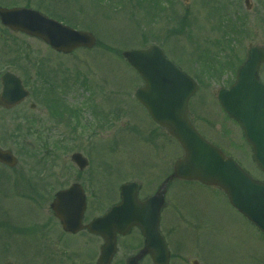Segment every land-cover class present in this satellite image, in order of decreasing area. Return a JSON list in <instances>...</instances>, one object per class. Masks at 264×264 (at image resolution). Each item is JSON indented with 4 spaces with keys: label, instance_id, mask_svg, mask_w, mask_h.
<instances>
[{
    "label": "rangeland",
    "instance_id": "374dc122",
    "mask_svg": "<svg viewBox=\"0 0 264 264\" xmlns=\"http://www.w3.org/2000/svg\"><path fill=\"white\" fill-rule=\"evenodd\" d=\"M166 2L164 10L163 0H0L87 30L97 42L92 50L61 56L36 40L0 29V76L12 72L30 92L19 107L8 113L0 110V147L12 150L19 162L13 172L0 166V264L78 263L77 252L90 243L86 232L66 237L48 213L54 188L68 187L77 175L70 161L73 153L88 161L79 174L87 196L85 221L109 208L125 182H136L140 197L153 193L182 156L178 144L135 101L142 81L122 60L125 50L158 45L194 78L198 88L190 99L189 114L196 130L257 176L250 147L220 107L217 94L228 86L233 68L244 60L249 46L264 45V0H249V9L244 0ZM225 59L230 60L225 69L207 68L208 63L218 62L222 68ZM47 80L53 83L54 95L65 92L62 101L68 107L81 109V119L63 125L48 115L43 97L34 98L48 91ZM260 80L264 83L263 75ZM80 82L90 91L79 87ZM57 88L60 92H55ZM92 92L94 114H88L83 109L88 110L85 104ZM31 103L34 110L29 109ZM32 117L39 118L34 129L27 122ZM40 172L45 174L43 180L37 178ZM168 188L161 229L171 231V264L198 254H206V264H264V237L220 190L180 181ZM175 210L176 222L167 224L173 221L167 216ZM32 234H46L49 240L39 244L53 254H36ZM144 264L152 263L147 258Z\"/></svg>",
    "mask_w": 264,
    "mask_h": 264
},
{
    "label": "water",
    "instance_id": "95a60500",
    "mask_svg": "<svg viewBox=\"0 0 264 264\" xmlns=\"http://www.w3.org/2000/svg\"><path fill=\"white\" fill-rule=\"evenodd\" d=\"M0 22L12 31L42 40L63 54L79 48L91 49L96 43L92 34L74 31L30 10L0 8ZM122 57L144 83L136 91L135 98L154 123L166 129L178 142L183 156L174 162L171 175L160 185L155 196L140 204L136 200V184H124L120 188V203L86 226L90 233L104 239L100 262H107L112 257L116 233L125 234L135 225L145 238L141 254H149L154 264H167L168 251L158 234V211L163 203L165 186L172 180L197 181L219 188L231 206L264 234V183L252 179L233 160L225 158L197 133L188 118V102L197 89L196 83L155 45L125 51ZM261 64L264 65V48L248 50L234 84L228 90H220L217 100L224 112L241 127L256 166L264 172V85L258 77ZM1 83L0 107H14L27 96L14 75L5 73ZM72 161L80 170L87 164L78 154L72 156ZM0 163L13 168L17 161L11 152L0 149ZM50 209L65 232L75 234L83 228L85 198L79 185L58 192ZM136 261L137 258L130 259L128 264H136Z\"/></svg>",
    "mask_w": 264,
    "mask_h": 264
},
{
    "label": "flooded vegetation",
    "instance_id": "af4514ba",
    "mask_svg": "<svg viewBox=\"0 0 264 264\" xmlns=\"http://www.w3.org/2000/svg\"><path fill=\"white\" fill-rule=\"evenodd\" d=\"M0 6L6 7V8L23 7V8H26V9H29V8L32 9L31 7L26 6V5L0 4ZM259 72H260V74L263 73V68L262 67H260ZM55 92H60V91L55 90ZM39 97H44V103L46 104V107L48 109V112H47L48 115L53 117V118H55L58 121H62L63 125L65 124V121L67 119L69 121H73L75 119L74 109L70 108L69 111H67V109H66L67 105L62 101V99L66 100L67 96L65 95V92H63L61 95H58V96L54 95L52 92L45 93L42 96H39L37 94V95H35L34 98L38 101ZM25 101L22 102V104L25 103ZM92 102L93 101L90 99L89 104L91 106H92ZM34 108H35V104L31 103L29 105V109L30 110H34ZM8 112H5V113H8ZM20 118L23 119L24 117H20ZM38 119H36L35 117H32V119H31L32 125L34 124V126H35V124L38 123V121H39ZM81 173L82 172H76L77 175H76V177L74 179V182H72L71 184L79 183L82 186V188H83V190L85 192V189H84V187L82 185V181L80 180V176H79V174H81ZM257 176H258L259 180L264 181V175L262 173H260L259 171L257 172ZM40 177L41 176H37L38 179H40ZM33 178H34L33 180H35V176ZM40 180H43V179H40ZM57 189L54 188L53 191L56 192V191H58ZM61 189H65V188H61ZM61 189H59V190H61ZM30 192H32V193L35 192L34 191V187H33V191L30 190ZM155 192H156V190L153 193H151V194H147L144 197H140V195H139L140 189H139L137 197H138V199L140 201H144L145 199H147L150 196H152ZM113 197H115V194H113ZM117 198H118V195H117ZM118 200L115 201L114 203L116 204L118 202ZM167 204H168V202H167V193H166L165 196H164V204H163V207H162V209L160 211V221H159L160 233L162 234L164 239L167 240L166 242H168V240L172 238L170 228L165 230V233H163L162 229H161L162 223L164 222L163 221V217H164L163 216V212L166 211ZM86 211H87V207H86ZM177 212L178 211H176V210H175V212L173 214L171 212L170 215L167 216V217H169V218L173 217V221L170 222V223H167V222H165V223L174 224L176 222ZM48 213L53 218L52 212L50 210H48ZM88 222L89 221H85V217H84L82 224L85 225ZM82 232H86V231H81V232H79L77 234H80ZM64 234L66 235V237H74V236L77 235V234L71 235V234H68V233H64ZM86 235H87L86 239H90L89 240L90 243H89V245L83 246V248L81 247L82 245L79 244L81 249L76 254V258L78 260V263L74 262V264H98L100 250H101V247L103 245V240L100 237H98L96 235H91V234H89L87 232H86ZM29 237L33 240L32 241V248L34 249V251L36 250V254L37 253L38 254H42V252H45V253H48V254H53L51 252L53 250H49V252H48V251H46L44 249L43 245L39 244L41 241H44V239L49 240V238H48V236L46 234H32ZM128 238L130 240H126ZM91 239H94V241H92ZM70 242H72V240H70ZM76 242H77V245H76L77 248L75 250H77L78 247H79L78 246V241H76ZM122 244H124V246ZM142 245H143V238L141 237L139 231L136 228H133L126 236H123V237L122 236H117V238H116V252L114 253V256H113L112 260L109 262V264H126V260L130 256L136 255L140 251V249L142 248ZM196 257L197 258L191 259L189 261H185L183 259V257H182L181 263H183V264H206L207 263L206 254H202V255L198 254V255H196ZM146 258L147 257L145 256L142 260H140V262L138 264L146 263ZM171 258H172V251H170V260H171ZM181 263L179 262V264H181ZM69 264H71V263H69Z\"/></svg>",
    "mask_w": 264,
    "mask_h": 264
},
{
    "label": "trees",
    "instance_id": "16d2710c",
    "mask_svg": "<svg viewBox=\"0 0 264 264\" xmlns=\"http://www.w3.org/2000/svg\"><path fill=\"white\" fill-rule=\"evenodd\" d=\"M157 4H158V5H157ZM156 6H157V8H159V3H158V2L156 3Z\"/></svg>",
    "mask_w": 264,
    "mask_h": 264
}]
</instances>
